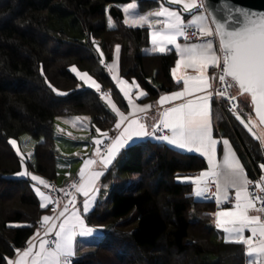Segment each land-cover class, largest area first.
Listing matches in <instances>:
<instances>
[{"label": "trees", "instance_id": "trees-1", "mask_svg": "<svg viewBox=\"0 0 264 264\" xmlns=\"http://www.w3.org/2000/svg\"><path fill=\"white\" fill-rule=\"evenodd\" d=\"M131 1L0 0V264H8L16 249L42 229V217L51 208V203L41 208L34 188L40 184L30 175H16L23 169L22 156L11 138L27 133L38 140L35 159H26V167L50 181L58 175L56 117L89 116L92 134L116 123L103 96L82 86L73 66L87 71L124 109L127 101L106 66L117 45L121 76L146 91L140 101L182 86L172 76L176 51L144 53L147 29L124 23L121 4ZM138 1L147 9L161 0ZM238 100V114L227 112L226 100L213 102L214 135L231 139L254 176V169L264 171V146L236 119L255 116L246 96ZM120 156L122 164L102 177V197L85 215L90 226L103 231L71 264H234L246 259L245 245L214 238L215 200L197 199L194 184L180 179L206 168L204 157L151 138L137 140Z\"/></svg>", "mask_w": 264, "mask_h": 264}, {"label": "snow or ice", "instance_id": "snow-or-ice-1", "mask_svg": "<svg viewBox=\"0 0 264 264\" xmlns=\"http://www.w3.org/2000/svg\"><path fill=\"white\" fill-rule=\"evenodd\" d=\"M165 3H161L158 10L149 14H139L136 4H128L123 7L124 23L132 27L147 24L155 52L163 54L167 46H175L179 58L175 61L172 76L178 85L182 83L181 89L160 96L151 125L140 119V114H146L150 105H136L129 98L128 106L132 111L125 115L111 100L108 101L119 118L114 135L109 137L108 132H104L102 137L105 139L94 140L97 145L94 157L84 160L79 171L81 183L72 185L76 193L83 196L82 209L77 207L76 195H71L62 211L42 217L40 223L43 235H40L41 229H37L35 236L27 242L28 246L16 249L17 258L9 260L8 264H71L75 255L76 237H91L103 231L87 226L83 219V214L88 213L97 200L100 191L97 182L106 174L105 170L110 168L122 149L134 146L137 139L149 137L172 150L195 151L207 158V170L195 178L180 179L194 184V196L204 199L208 198L209 181L215 183L216 191L212 196L216 204H231L213 214L216 227L227 234L225 242L245 245V255L250 264H264V216L249 214L250 210L264 213V208H255L256 200L264 204V195H260L264 193V177L256 182L259 192H250L253 182L247 178L243 166L230 148L224 152L222 163L217 162L218 141L212 134L210 105L217 98L235 101L240 95L250 97L260 123L264 124V12L238 7L233 0H165ZM174 6H182V11L176 10ZM184 14L191 17L187 22ZM153 17L156 18L155 23H152ZM108 23L110 27L113 26L111 17ZM190 28L196 29L193 36H198L200 42L181 45L177 42L178 37L190 40L187 32ZM119 50L120 46L117 45V54ZM100 55L103 56V53ZM115 67L114 64L109 65V71ZM189 68L196 74L189 75ZM209 68L215 69L211 75H208ZM72 71L86 85L101 92V86L87 73H79L75 66ZM113 79L117 77L113 76ZM118 83L124 97L128 98L129 87L125 86L127 81L120 79ZM233 86H238L237 95L229 94ZM49 87L57 94H64L50 83ZM135 87L139 88V85ZM104 95L107 96L106 93ZM137 95L143 97L146 94L140 90ZM233 110L239 111L235 105ZM236 119L252 132L249 127L251 117L248 124L240 115H236ZM9 143L15 146L17 142L10 140ZM223 144L228 146L229 142L224 140ZM16 175L28 176L29 173L25 170ZM31 179L47 187V182L41 177L32 175ZM34 188L41 198V208H45L44 202L49 197L39 187ZM230 190H234V197L230 196ZM69 195L65 192L66 197ZM53 213H56V209H53ZM246 229L251 235L245 236Z\"/></svg>", "mask_w": 264, "mask_h": 264}, {"label": "crops", "instance_id": "crops-1", "mask_svg": "<svg viewBox=\"0 0 264 264\" xmlns=\"http://www.w3.org/2000/svg\"><path fill=\"white\" fill-rule=\"evenodd\" d=\"M135 0H133V1H131V2H128V3H124V4H121V8H122V10H123V7L124 6H126V5H128V4H135V2H134ZM161 3H165V0H161L157 5H155V6H153V7H150V8H147V9H143V8H141L140 7V2H138V4H136L137 5V8H138V12H139V14H149V13H153L154 11H156V10H158L159 9V7H160V4ZM165 6H168L167 5V3H165ZM175 8H176V10H179V11H182V6H174ZM124 17H125V13H124ZM184 17H185V21L187 22V20L188 19H190L191 17L188 15V14H184ZM155 19L156 18H154L153 17V19H152V23H155ZM162 19V18H161ZM129 26V25H128ZM132 27V26H131ZM140 28H146L147 29V31H148V38H149V43H148V45L147 46H145L144 48H143V52L144 53H146V54H153V53H159V52H155V51H153V44H152V41H151V35H150V29H149V27H148V25L147 24H145V26H143V27H140ZM177 42L178 43H180L181 45H183V44H185V43H196V42H200V39H195V40H188V41H186V40H184L183 39V37H178V40H177ZM172 50H174V51H176L175 50V46H173V45H169V46H167V49H166V52H170V51H172ZM120 52H121V47H120V50H119V53L117 54V52H116V49H115V53H114V59L112 60V61H110L109 63H107L106 64V66L108 67L109 65H116V67L112 70V71H110V73H111V75H112V78H113V76H116L117 77V79H115L114 81L117 83V85L119 86V88L121 89V85L118 83V80H120V79H122V80H124V81H127V85H125L126 87H129V97L128 98H126L125 97V99H126V101H127V104H128V99L129 98H131V100H132V102H133V104H136V105H140V106H144V105H150L151 107L148 109V111H147V121H146V124H148V125H151L154 121H153V117L154 116H156V109H157V107L159 106V98H160V96L157 98V99H155V100H153V101H140V99L141 98H143V97H140V96H138L137 95V93L140 91V90H143V92L146 94V91L139 85V83L137 82H135V84L133 83V81L135 80H128V79H125V78H123L122 76H121V74H120ZM165 52V53H166ZM177 54V53H176ZM179 57H178V55H177V59H178ZM109 69V68H108ZM181 71H183V69L181 70ZM214 72V69H212V68H209L208 69V75H211L212 73ZM187 73L189 74V75H194V74H196L195 72H194V70H192V69H187ZM136 81V80H135ZM136 84H138L139 85V88H136L135 87V85ZM100 85V84H99ZM182 87V86H181ZM181 87L180 88H178V89H175V90H172V91H169V92H166V93H163L162 95H164V94H170L171 92H174V91H179L180 89H181ZM122 92V91H121ZM123 93V92H122ZM105 93H103L102 94V96H103V98H104V100L108 103V101L109 100H111L112 101V103H114L116 106H117V108L121 111V112H123L125 115H127L130 111H132V109L127 105V108H122L114 99H113V97L111 96V93H110V91L108 90V93H106L107 94V96H105L104 95ZM124 95V94H123ZM216 101H218V98L216 99ZM213 102L214 101H211L210 102V105H211V113H212V108H213ZM108 105H109V107L111 108V106H110V104L108 103ZM167 105H164V107H166ZM112 109V108H111ZM141 114H145V113H141ZM141 114H140V116H141ZM58 117H61L62 118V116H58ZM77 117H80V118H84L85 117V115H82V116H77ZM87 117H89V116H87ZM55 119H57V117L55 118ZM80 120V121H76V120H73V121H70V119L69 120H62V122H61V128H63V130H66L68 133H70V134H72L73 136H79V135H82L83 134V136H86V137H90L91 135H93L92 133H91V125H90V123L89 124H83V122H85V120ZM119 118L117 117V120H118ZM117 120H116V122H117ZM86 123H87V121H86ZM116 124V123H115ZM76 126V127H78V128H73V129H69V127L70 126ZM211 125H212V134H213V137L218 141V143H217V151H216V160H217V162L218 163H222V161H223V156H224V152L227 150V148H230L231 149V151L235 154V157L238 159V161H239V163L243 166V168H244V171H245V174H246V176H247V178L248 179H250V176H249V173H248V171H247V169H246V164H245V161H244V159H243V157L240 155V153L237 151V149L235 148V146H234V144H233V142L231 141V139L229 138V137H227V136H224V137H217L216 135H214V127H213V121H212V115H211ZM114 130H115V125L110 129V130H108L107 132H108V134H109V137H111V136H113L114 135ZM102 132V131H101ZM104 133V132H103ZM96 134V133H95ZM56 136V135H55ZM98 136L100 137L99 139H105V138H103L102 137V134H98ZM150 138V137H149ZM140 139H143V138H140ZM152 139V138H151ZM137 140H139V139H137ZM136 140V141H137ZM155 140V139H154ZM224 140H227L228 142H229V145L228 146H225L224 144H223V141ZM82 142V141H81ZM107 142V141H106ZM77 143V142H76ZM75 143V144H76ZM81 144V143H80ZM81 147H80V150H79V148L77 149V150H79V155H80V159H81V164H80V166H79V168H78V170L76 171V173L75 174H71V173H69V172H66L65 173V177H66V179L69 177V176H76V175H79V171H80V169H81V167L83 166V163H84V160L85 159H89V158H93L94 157V152H95V149H92V146L89 144V143H86V142H82V145H80ZM91 146V147H90ZM123 150V149H122ZM122 150L117 154V156L115 157V159H114V162H113V164L110 166V168L112 167V166H114V165H116L115 163L117 162L116 160L118 159V156H120V154H121V152H122ZM190 153H196V154H199V155H201L202 157H204L205 159H206V161H207V158L205 157V156H203L201 153H198V152H195V151H191ZM31 154V153H30ZM30 154H29V158H30ZM109 168V169H110ZM109 169H107V170H105V172H107ZM208 169V163H207V167L206 168H204L203 170H201V171H199V172H197V173H195V174H190L189 176H187V177H192V178H195L196 176H198L202 171H204V170H207ZM27 172L29 173V175H30V177L32 176V175H37V174H34V173H30L29 171H28V169H27ZM37 176H39V175H37ZM39 177H41V176H39ZM103 177V176H102ZM102 177L100 178V180L97 182L98 183V186H100L101 187V179H102ZM42 178V177H41ZM43 179V178H42ZM66 179H65V181H66ZM43 180H45V179H43ZM46 181V180H45ZM65 181H64V183H65ZM35 182H37L38 184H40L38 181H35ZM47 182V181H46ZM56 182H57V178H56ZM63 183V184H64ZM42 187H40V191L41 192H43L46 196H48L49 197V200L48 201H46V202H44L45 204H46V206H49L50 205V203H51V198H50V196H49V194L47 193V191H46V188H45V186L44 185H42V184H40ZM194 187H195V185H194ZM100 192H101V190L99 191V194H98V197H97V200L98 199H100L101 197H102V195L100 194ZM234 190H230V196H232V197H234ZM208 195V198H210V196H209V193L207 194ZM202 198V197H201ZM207 198V199H208ZM82 199H83V196H82V194H77L76 195V203H77V207L78 208H80V209H82ZM204 199V198H203ZM215 199V198H214ZM97 200H96V202H97ZM96 202H95V204H96ZM95 204H94V206H95ZM94 206L92 207V208H90V210H89V212L94 208ZM231 206V204H228V203H222L221 205H217V211L218 210H220V208H223V207H230ZM255 208H256V204H255ZM63 210V208H61L60 210H58V211H56V213H53V211H51V210H49L45 215H56V214H58L59 213V211H62ZM87 214V213H86ZM86 214H83V219L85 220V222H86V224H87V226H89V227H92V226H90L88 223H87V221H86ZM250 215H254V214H258V215H262V216H264L262 213H257L255 210H250V213H249ZM57 223H59V221H57ZM40 235H43V230L40 232ZM215 235H216V238L218 239V240H225V238H226V233H224V231L222 230V229H218L217 227H216V232H215ZM249 235H251V233L246 229L245 230V236H249ZM97 236H99V233L98 232H96L95 233V235L94 236H91V237H85V236H77L76 237V239H75V255H74V257L72 258V259H74L77 255H79V254H83L84 252H86L87 250H89V248H90V246L88 245V241L89 240H95L96 238H97ZM36 243H37V246H38V241H36ZM28 246V243L26 244V246L25 247H23L22 249H24V248H26ZM17 258V253L15 254V256L14 257H12V259L11 260H15ZM72 259H71V261H72ZM250 264V262H249V258L246 256V259L241 263V262H236V263H234V264Z\"/></svg>", "mask_w": 264, "mask_h": 264}, {"label": "rangeland", "instance_id": "rangeland-1", "mask_svg": "<svg viewBox=\"0 0 264 264\" xmlns=\"http://www.w3.org/2000/svg\"><path fill=\"white\" fill-rule=\"evenodd\" d=\"M134 2H135V4H138L139 1L135 0ZM107 17L109 19V17H110L109 14L107 15ZM108 25H109V23H108ZM113 25H114V23H113ZM75 68L77 69V71L79 73H81V74L87 73L89 76H91L87 71H82L77 67H75ZM92 78L98 83V81L94 77H92ZM135 82L137 83V81H135ZM81 85L89 87L88 85H86L84 83L83 80H81ZM247 99L249 101H251L250 97H247ZM249 117H251V123L249 124V127L252 128V133L261 140L262 145L264 146V126L260 123V121L258 120V118L256 116H249ZM249 117L248 118L241 117V119H243L244 122L246 124H248L249 123ZM77 118H79V119H77ZM69 119H70V121H73V120L80 121L82 118L77 117V116H62V118L57 117V119H55V121H54V123H55V128H54L55 133L54 134L56 135L57 148L59 150V154L57 157L58 175H57V182L56 183L61 188L63 187V183L66 179L65 173L69 172L71 174H75L76 171L78 170L80 164H81V159H80V155L78 152L80 150V147H81L80 145H82V142L89 143L92 146V149H96L97 145H95L94 140L99 139L100 137L98 136V134L103 133L101 131L96 132V134L91 135L89 138L86 136H83V134L79 135V136H73L72 134L68 133L66 130H63V128H61L62 127L61 126L62 120H69ZM82 120H85V122H83V124H85V125L90 123V117L85 116ZM86 121H87V123H86ZM74 127L78 128L74 125V126H70L69 129H73ZM11 140H15L17 142L16 145L14 146V148L20 155L22 154L21 156H23L24 163H23V169L21 171V172H23V171L27 170L25 160L30 159L33 161L35 159L34 154H33V150H34L35 144L38 140L36 138H34L33 136H31L30 134H27V133L21 134L18 138H11ZM78 148H79V150H77ZM29 154H30V158H29ZM116 161H117L115 163L116 166L121 165L123 162V157L118 156V159ZM197 199H203V198H197ZM214 238L217 239L216 235L214 236Z\"/></svg>", "mask_w": 264, "mask_h": 264}, {"label": "built area", "instance_id": "built-area-1", "mask_svg": "<svg viewBox=\"0 0 264 264\" xmlns=\"http://www.w3.org/2000/svg\"><path fill=\"white\" fill-rule=\"evenodd\" d=\"M187 32L189 34V36L191 37L190 40H195V39H200L198 36H193V33L196 32L195 28H190L187 29ZM184 39V37H183ZM185 40V39H184ZM215 71V69H214ZM103 93H108V91L104 90L102 92ZM229 94L230 95H237V87L233 86L230 90H229ZM219 100V98H218ZM227 101L226 103V110L227 112H231L234 114H238V112H234L233 110V106L235 105L237 109H239V100L237 98V100L235 101H230L228 99H225ZM140 119L142 122L147 121V115L146 114H141ZM250 176V175H249ZM261 177H264V171L260 172L258 171V169H254V176H250V181H252V185H250V192H259V189L256 188V182L260 180ZM81 183L80 177L79 175L76 176H69L65 183L63 184V187L61 188L55 180H50L47 181V193L49 194L50 198H51V208L50 210L53 211V209H56V211L60 210L61 208H63L64 204L68 203V200L71 198V195H77L76 193V189L72 187L73 184L75 185H79ZM216 191V187H215V183L209 181V194L212 198H214L212 196V193H214ZM65 192H68L70 195L68 197L65 196ZM260 195H264V193H260ZM256 204V208H264V204H262L259 200L255 201ZM264 215V213H262ZM43 229H41L42 231Z\"/></svg>", "mask_w": 264, "mask_h": 264}, {"label": "water", "instance_id": "water-1", "mask_svg": "<svg viewBox=\"0 0 264 264\" xmlns=\"http://www.w3.org/2000/svg\"><path fill=\"white\" fill-rule=\"evenodd\" d=\"M233 2L238 7L250 9L254 12H264V0H233ZM214 7H216V5H214ZM253 111H254V108H253ZM255 116L257 117L256 113H255ZM262 125L264 126V124Z\"/></svg>", "mask_w": 264, "mask_h": 264}]
</instances>
